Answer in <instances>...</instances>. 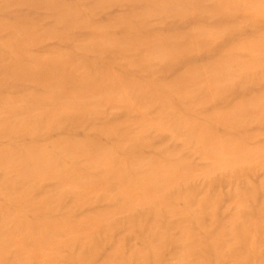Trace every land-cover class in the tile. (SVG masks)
<instances>
[{
	"label": "rangeland",
	"instance_id": "rangeland-1",
	"mask_svg": "<svg viewBox=\"0 0 264 264\" xmlns=\"http://www.w3.org/2000/svg\"><path fill=\"white\" fill-rule=\"evenodd\" d=\"M2 1L0 44L50 33L0 46V264H264V0ZM45 55L76 61L64 92L13 77Z\"/></svg>",
	"mask_w": 264,
	"mask_h": 264
},
{
	"label": "bare ground",
	"instance_id": "bare-ground-1",
	"mask_svg": "<svg viewBox=\"0 0 264 264\" xmlns=\"http://www.w3.org/2000/svg\"><path fill=\"white\" fill-rule=\"evenodd\" d=\"M36 1L37 0H3L2 1L3 2L2 4H3V7H7V6H9V4H12V3L15 2L16 4L19 3L17 5H21V4L23 5V4H25V5H27L26 7H30V6L32 7L35 4ZM46 1H48V0H46ZM6 23L8 25L12 26L15 30H20V28L23 27L22 26V23L20 21L18 22L16 20L14 22H12V23H8V22H6ZM3 26L5 27V23L0 22V28H2ZM24 29L25 30L22 33H25V34H23V38L21 39V41H20L19 44L18 43H4V42H1L0 46L3 49H10L11 47L14 48L15 46H19V45H22V46L28 45L35 38L43 37L45 34L50 33V29H47V27H41V26H38L36 24H31L30 26H25ZM60 33H58V34L60 35ZM63 33L64 32H62L61 34H63ZM138 45H139V43H138ZM4 56H5V54H4ZM40 59H41V56H40ZM21 61L12 63L13 64V67H14L12 69V71H13V77H17V79L20 80V82H22L23 80H29L30 82H32V83H34L36 85H40V86L41 85H45V84L47 85V83H49V82L52 83L54 80L55 81L57 80V82L59 84H61L59 86V89H60L61 92H64L65 91V89H64L65 84L64 83H66V81L68 83V82H70V81L73 80L72 79L73 70L75 69V67L77 65L76 61L75 62L70 61L69 59L63 58L62 56L59 57V59H57V58L55 59V57H53L52 55H45V56H43V60L42 61L37 62V63H32L31 66H29V62H21ZM30 67H31L32 70L30 69ZM61 76H64L66 78L64 82L58 80L59 77H61ZM94 86H95V84L92 85L90 83L87 86L80 87L79 91H75V92L79 93L80 96H78V95H72L71 98H69L68 100H66V102H64V104L62 105V108L65 109V111L66 112H69V113H75V112L82 111L83 108H86V105H79L81 107H77L76 105L81 103V101H82V98L81 97L87 96V95L91 94L92 89H93ZM27 96H25V97H27ZM54 96L51 95V96H48V97H45V96L44 97H40L39 98V101H41L43 104H47L48 103L49 105L52 106V105H54L56 103L57 95H54ZM93 147H95L94 144L91 143V142H87V141L86 142H83L82 144L79 145V149L82 150V151H86V152L87 151H91L93 149ZM32 150H34V149H32ZM0 159H1V157H0ZM143 161H145V159ZM28 162H27V160H25V162L23 164V166L24 165L25 166L22 169L23 172H26V171L28 172L31 169H34L35 166L36 167L37 166H40V167H50V166H52L53 160H52V157L50 155L44 154L42 152H37L36 161L31 162V164H28ZM9 163H11V162H8V161L6 162V164H9ZM111 168H113V166ZM111 168L108 169V171L105 173V176L106 177L109 176L110 181L112 180V184H114V185L115 184L120 185V182H119L120 181V174L118 173L117 170H114V168L113 169H111ZM69 176L70 177H73L72 175H69ZM78 178H80V180H82L81 182L88 183V184H90V183L91 184L92 183L95 184V183H98L99 182V181H97L95 179H90V178H88V176H85V175H81ZM153 182L154 181H153L152 178H146V179H144L142 181L141 186L138 189H135V192H143V193L147 192L148 189H150L153 186V184H154ZM122 208H124V207H122ZM208 236L210 237V239H212L214 241L213 242V248H214V250H216L217 244L221 240L227 239V237L229 235H228V233H226L222 229H216L215 231L213 230L212 232L209 231ZM230 236H233V234L230 235ZM234 236L236 237V235H234ZM7 237L8 236H4V235H2L0 233V246L2 248V250H0V256L6 255V250H5V248L2 247V245H4V242L6 241L5 239H8ZM33 240L36 241L34 237H33ZM30 242H32V241H30ZM245 246L246 245L242 244L239 249L235 250L233 253H230L227 256L226 255H223L221 258H225V257L226 258H232V260L237 261V259H239L240 257L244 256L243 254H245V252H247ZM6 262H7V264H13L15 262H18V258L16 256H14L13 258H8V260ZM193 263H194V260H193Z\"/></svg>",
	"mask_w": 264,
	"mask_h": 264
}]
</instances>
